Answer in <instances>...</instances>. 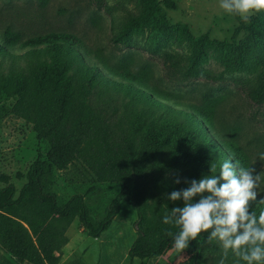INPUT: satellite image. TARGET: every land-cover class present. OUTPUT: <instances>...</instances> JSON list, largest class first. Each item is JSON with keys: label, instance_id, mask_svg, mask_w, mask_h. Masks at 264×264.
Returning <instances> with one entry per match:
<instances>
[{"label": "trees", "instance_id": "1", "mask_svg": "<svg viewBox=\"0 0 264 264\" xmlns=\"http://www.w3.org/2000/svg\"><path fill=\"white\" fill-rule=\"evenodd\" d=\"M137 15L129 14L127 30L155 20L165 27L162 6L176 9L174 0H134ZM238 21L232 44L241 31L248 36L235 44L236 52L220 58L227 70H239L259 59L254 48L264 41V15H250L248 22ZM127 37L115 41L129 44ZM198 55L204 53L207 34L197 37ZM225 41L214 45L226 49ZM14 46L27 48L23 52ZM80 39L67 32H46L25 39L18 31L5 28L0 35V102L11 99L9 111L29 122L36 138L45 145L25 172V183L16 195L8 176L0 188V248L12 264H59L58 250L66 243L65 229L77 218L87 235L99 237L119 212V202H127L137 214V234L128 249V257L145 259L162 255L173 245L179 231L174 224L162 223L166 204L169 209L182 206L171 202L167 194L187 186L194 179L180 169L173 156L181 149H199L203 157L219 168L224 159L239 162V152L227 142L218 144L206 130L212 127L210 112L198 106L173 107L164 100L151 97L138 85L143 82L134 75L123 79L112 69L91 63L85 58ZM12 65L4 71L3 62ZM23 60V65L16 62ZM254 69V67H252ZM144 85V84H143ZM127 92L128 101L112 104L102 92ZM159 98H168L154 92ZM255 102H264V77L247 90ZM94 97V98H93ZM184 107V109H182ZM181 162V161H180ZM74 165L81 177L96 182L120 183V188L105 207L103 215L94 220L84 195L75 193L64 202L51 190L50 176L54 169ZM169 170H174L173 172ZM179 176L180 184L173 181ZM155 197V200L148 202ZM259 201V198H257ZM254 212L264 210V202H253ZM216 241L202 238L190 241L186 252L196 264L204 250L216 247ZM1 261V255H0ZM66 264H82L73 259Z\"/></svg>", "mask_w": 264, "mask_h": 264}, {"label": "rangeland", "instance_id": "2", "mask_svg": "<svg viewBox=\"0 0 264 264\" xmlns=\"http://www.w3.org/2000/svg\"><path fill=\"white\" fill-rule=\"evenodd\" d=\"M174 1L177 4L174 10L162 6L163 29L152 20L127 30L128 15L139 13L134 0H0V35L7 27L18 31L23 39L50 31L75 35L87 51L85 58L89 63L100 64L102 73L107 68L123 79L134 75L144 84L138 85L139 88L151 97L173 107L198 106L209 111L212 127L205 126L208 134L218 144L227 142L235 148L242 166L264 171V102L255 103L247 95L259 77H264V41H259L254 48L259 58L256 63L248 62L239 70H227L220 58L234 54L235 44L243 41L248 32H239L232 44L238 21L219 7V0ZM253 14L264 15V11ZM204 33L208 41L204 44V54L199 56L197 37ZM121 36L127 37L128 45L114 40ZM223 41L232 45L226 49L214 45ZM26 49L11 48L18 53ZM16 63L23 65V60ZM10 65L9 60L3 62L4 71ZM129 90V87L118 93L107 90L101 96L114 100L112 104H119L129 100ZM155 91L171 100L157 97ZM12 102L11 99L0 102V175L8 176V183L15 186L17 195L26 181L28 166L45 145L36 138L29 122L9 111ZM173 158L182 172L195 179L209 172V160L199 149H181ZM50 184L59 202L75 193L83 194L94 220L103 215L120 188L116 182L86 181L74 165L64 170L54 169ZM5 185L0 180V188ZM154 200L152 197L148 202ZM118 205V214L96 238L88 236L74 218L65 229L67 241L57 252L59 264L73 259H79L82 264H191L192 257L186 250L177 251L173 245L162 255L130 260L128 249L137 234V214L123 200ZM205 234L201 233L198 238ZM216 245L200 252L196 264H218L223 250L217 241ZM0 255V264H12L1 248ZM235 259L229 253L225 264H235Z\"/></svg>", "mask_w": 264, "mask_h": 264}, {"label": "clouds", "instance_id": "3", "mask_svg": "<svg viewBox=\"0 0 264 264\" xmlns=\"http://www.w3.org/2000/svg\"><path fill=\"white\" fill-rule=\"evenodd\" d=\"M219 7L248 22L252 13L264 11V0H219ZM173 182L180 184L181 178ZM185 183L186 187L167 194L168 201H182V206L164 205L162 223L179 228L173 247L185 250L190 241L207 233L223 250L218 264H225L229 253L236 258L235 264H264V210L250 211L253 202H264V171L224 159L218 171L211 163L207 174Z\"/></svg>", "mask_w": 264, "mask_h": 264}, {"label": "water", "instance_id": "4", "mask_svg": "<svg viewBox=\"0 0 264 264\" xmlns=\"http://www.w3.org/2000/svg\"><path fill=\"white\" fill-rule=\"evenodd\" d=\"M136 226H137V224H136Z\"/></svg>", "mask_w": 264, "mask_h": 264}]
</instances>
